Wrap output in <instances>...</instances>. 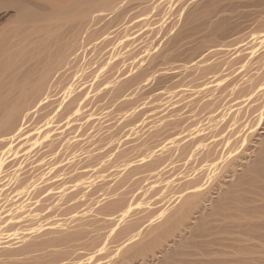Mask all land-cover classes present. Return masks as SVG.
I'll return each mask as SVG.
<instances>
[{
  "label": "bare ground",
  "instance_id": "6f19581e",
  "mask_svg": "<svg viewBox=\"0 0 264 264\" xmlns=\"http://www.w3.org/2000/svg\"><path fill=\"white\" fill-rule=\"evenodd\" d=\"M2 1L0 264H264V0Z\"/></svg>",
  "mask_w": 264,
  "mask_h": 264
},
{
  "label": "rangeland",
  "instance_id": "374dc122",
  "mask_svg": "<svg viewBox=\"0 0 264 264\" xmlns=\"http://www.w3.org/2000/svg\"><path fill=\"white\" fill-rule=\"evenodd\" d=\"M37 1H39V0H37ZM45 1H47V0H43V2H45ZM59 1H61V0H54L53 1L54 3L51 2L53 4L51 6L54 7V8L59 9L58 7H61L62 3H63L62 1L61 2H59ZM67 1H69V0H67ZM39 2H41V1H39ZM2 4L4 5L5 3L1 0L0 1V9H1L0 10V40H3V38L6 39V40L10 39L11 41H13V40H15V41H17V40H28V38L26 36L29 34L28 33L29 31L31 33V29H28L29 26L26 27V26L21 25L19 20L14 16V13H10V14L7 13L8 10H6V7H5L7 5L3 6ZM63 4L65 5V2ZM66 4H67V2H66ZM68 4H70V3H68ZM107 14H111V12L110 13L108 12ZM108 16H110V15H108ZM111 16H112V14H111ZM61 24L63 25V28L60 29V30H62L60 32H63V31L65 32L66 31L67 33L65 32V35L63 34L64 36H62V37H66V38H63V39L60 38V40H65V41L69 40L70 41L71 37L70 36L68 37L66 34H68L69 32H70L69 35L73 34L72 32L74 30L72 29V26L74 25V23L69 20V21H62ZM36 25H39V23H37ZM75 25L73 26V28L74 27L76 28ZM25 27L27 29H25ZM78 27H80V25H78ZM36 33L37 34H35V32H34L33 36L31 37L32 40H45L46 39L45 38V33H44L43 30L40 31V32H36ZM15 41H13V42H15ZM22 58L26 59L25 56L22 57ZM24 59L22 60L20 58V60H22V61H24Z\"/></svg>",
  "mask_w": 264,
  "mask_h": 264
}]
</instances>
